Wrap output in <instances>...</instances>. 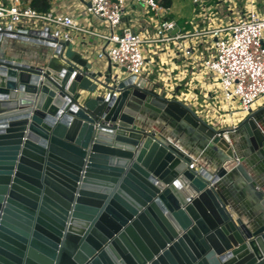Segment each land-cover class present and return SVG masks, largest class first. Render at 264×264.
Instances as JSON below:
<instances>
[{"label":"water","instance_id":"95a60500","mask_svg":"<svg viewBox=\"0 0 264 264\" xmlns=\"http://www.w3.org/2000/svg\"><path fill=\"white\" fill-rule=\"evenodd\" d=\"M64 54L0 53V264H264V194L245 169L264 165V106L214 126L133 77L78 104L95 84ZM224 189L253 199L246 218Z\"/></svg>","mask_w":264,"mask_h":264},{"label":"built area","instance_id":"2783aa9c","mask_svg":"<svg viewBox=\"0 0 264 264\" xmlns=\"http://www.w3.org/2000/svg\"><path fill=\"white\" fill-rule=\"evenodd\" d=\"M190 3L183 28L155 0H48L43 11L30 0H0V42L45 47L38 66L51 56L66 65L69 46L87 65L80 74L95 84L92 92L76 89L78 104L116 97L121 80L143 78L209 124L234 126L264 103V0Z\"/></svg>","mask_w":264,"mask_h":264},{"label":"crops","instance_id":"0c3cea01","mask_svg":"<svg viewBox=\"0 0 264 264\" xmlns=\"http://www.w3.org/2000/svg\"><path fill=\"white\" fill-rule=\"evenodd\" d=\"M170 15L172 17H177V24L180 27L183 28H188L189 24L186 23V20L190 17H185L184 15H182L181 13L174 11L172 9V0H171V5H170ZM192 13V6L190 9V14ZM264 106V103L257 105L256 107H254L253 110ZM257 116L260 117V119L264 118V108L259 110V112L257 113ZM185 149V148H184ZM189 153H191V150H189ZM191 156H193V159L196 158L194 160L198 161V162H202V164H205V167L207 168L206 165V160L203 156L202 152L197 151L196 153L192 154ZM256 164H245V169L246 171L249 173L250 178L252 179V184L254 185V191H252V195L254 194V192H262L264 194V165L260 164V166L256 167ZM223 194L225 195V197L227 198V200L229 201V203L232 204V206L236 207L237 210H240L241 215L243 216V218L245 217V213H244V204H246L245 202H247L249 200L248 196H241L239 193L241 192H234V196H232V194H230L227 189L222 190ZM251 201L253 200L250 197Z\"/></svg>","mask_w":264,"mask_h":264},{"label":"rangeland","instance_id":"374dc122","mask_svg":"<svg viewBox=\"0 0 264 264\" xmlns=\"http://www.w3.org/2000/svg\"><path fill=\"white\" fill-rule=\"evenodd\" d=\"M172 9L174 11H177L179 13H181L182 15H184L185 17L190 16V9H191V3L190 0H172ZM6 43L8 45H10L11 49L15 52H21V51H32L35 54L38 55L39 58H41L42 60L46 59V56L48 54V50L41 46V45H36L33 43H29V42H21V41H17V40H7ZM206 81V78H204ZM194 84H197L196 82ZM159 87H161V84L159 83ZM218 116V114H217ZM237 117H233V119L231 120V117H228L227 122L230 120L233 122H236ZM228 122V123H229ZM231 125V124H229ZM214 126H219V124L214 120Z\"/></svg>","mask_w":264,"mask_h":264},{"label":"bare ground","instance_id":"6f19581e","mask_svg":"<svg viewBox=\"0 0 264 264\" xmlns=\"http://www.w3.org/2000/svg\"><path fill=\"white\" fill-rule=\"evenodd\" d=\"M0 53L12 56V58L19 59L23 63H27V64H36L38 62L36 60L39 59L38 55L32 51L28 52L23 50L21 52H17V51L14 52L11 49L10 45H8L5 42H3L1 45Z\"/></svg>","mask_w":264,"mask_h":264},{"label":"trees","instance_id":"16d2710c","mask_svg":"<svg viewBox=\"0 0 264 264\" xmlns=\"http://www.w3.org/2000/svg\"><path fill=\"white\" fill-rule=\"evenodd\" d=\"M159 5L163 7H169L171 0H155ZM30 6L38 11H43L48 6V0H30ZM171 17V15H169Z\"/></svg>","mask_w":264,"mask_h":264}]
</instances>
